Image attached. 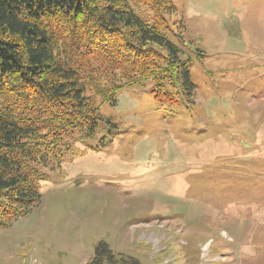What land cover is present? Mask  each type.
<instances>
[{
    "label": "rangeland",
    "instance_id": "obj_1",
    "mask_svg": "<svg viewBox=\"0 0 264 264\" xmlns=\"http://www.w3.org/2000/svg\"><path fill=\"white\" fill-rule=\"evenodd\" d=\"M193 103L151 86L102 104L37 167L40 203L0 230V264H264V0H171Z\"/></svg>",
    "mask_w": 264,
    "mask_h": 264
},
{
    "label": "trees",
    "instance_id": "obj_2",
    "mask_svg": "<svg viewBox=\"0 0 264 264\" xmlns=\"http://www.w3.org/2000/svg\"><path fill=\"white\" fill-rule=\"evenodd\" d=\"M174 13L171 0H0V230L40 203L37 167L121 90L193 103ZM89 264L141 263L99 243Z\"/></svg>",
    "mask_w": 264,
    "mask_h": 264
}]
</instances>
